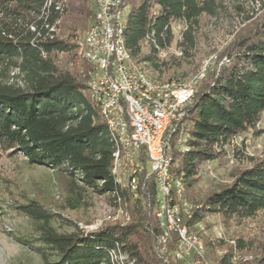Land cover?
I'll return each mask as SVG.
<instances>
[{"label": "trees", "instance_id": "16d2710c", "mask_svg": "<svg viewBox=\"0 0 264 264\" xmlns=\"http://www.w3.org/2000/svg\"><path fill=\"white\" fill-rule=\"evenodd\" d=\"M222 1L123 0L124 47L133 63L163 73L160 55L172 46L173 27L184 28L182 47L193 45L194 27L202 17L215 16ZM93 16L94 0H0V159L17 155L29 167L57 172L70 193L90 190L108 197L131 219L86 233L31 200L18 210L32 221L38 238L20 243L45 264H112L109 253L117 246L134 264H233L234 253L247 245L239 238L227 250L222 238L213 236L214 227L230 230L264 218V154L255 159L246 153L249 140L264 137V15L221 52L184 118L165 136L171 174L182 186L180 194L173 189L168 205L178 207L180 223L205 245L203 257L193 254L184 261L173 257L177 230L167 250L160 243L157 187L145 156H140L145 170L125 177L133 192L123 185L129 165L120 178L113 174L115 142L90 98L89 66L78 52ZM230 157L249 167L202 195L203 169ZM55 223L70 226L72 233H58ZM254 264H264V255Z\"/></svg>", "mask_w": 264, "mask_h": 264}, {"label": "rangeland", "instance_id": "374dc122", "mask_svg": "<svg viewBox=\"0 0 264 264\" xmlns=\"http://www.w3.org/2000/svg\"><path fill=\"white\" fill-rule=\"evenodd\" d=\"M263 15L264 0H223L215 16L202 17L199 25L194 27L193 45L187 43L181 46L184 41V28L175 25L172 46L160 55V62L166 64V66L162 65L163 73L154 72L147 67H144L145 72L152 80L160 81L172 78L171 80L179 79L189 83L199 77L194 87L197 89L206 77L207 71L216 66L217 57L233 42L236 35L249 24L261 19ZM60 59L62 62L65 61L64 57ZM247 146V156L261 158L264 154V137L249 140ZM228 159L221 164L212 163L203 169V181L198 188L202 195L215 190L217 186L230 184L233 174L249 167L246 161L239 162L231 157ZM133 170L134 167L129 165L123 177V185L128 186L131 191L132 187L126 182L125 177ZM78 188H82L81 183H78ZM134 197L136 198V195ZM31 200L43 204L52 213L60 214L65 221L77 224L83 230L100 228L110 220L113 222L119 209L123 210L125 216L118 221L125 225L131 219L122 207L115 208L108 197L98 196L90 190L78 189L76 193H70L68 181L57 172L43 167H29L21 156L3 157L0 159V264H45L40 255L20 243L38 238L32 221L18 210V206L27 204ZM157 200L165 203L160 194L157 195ZM188 207L192 208L190 205ZM157 209L155 214L159 212V206ZM182 209L184 213H188L185 211L186 205ZM179 217L178 214L176 218ZM158 220L161 228L169 231L170 239L174 234L173 230L178 232L180 220L172 215L166 214L161 219L158 217ZM181 221H183L182 216ZM54 227L60 234H69L73 231L65 224L55 223ZM213 236L216 239L222 238L227 250L237 239L244 240L247 249L241 253H234L236 257L233 264L235 262L254 264L264 255L263 216L247 220L243 225L233 226L230 230L219 225L215 226ZM201 243L204 245L202 239ZM225 251L218 252V255H223ZM191 255L192 253H188L187 258ZM54 259L52 257V260Z\"/></svg>", "mask_w": 264, "mask_h": 264}, {"label": "bare ground", "instance_id": "6f19581e", "mask_svg": "<svg viewBox=\"0 0 264 264\" xmlns=\"http://www.w3.org/2000/svg\"><path fill=\"white\" fill-rule=\"evenodd\" d=\"M94 0V16L95 17V3ZM123 0H117L116 3V15H117V27L114 32V45L116 50V68L120 71H114L115 82L120 84L122 87V98L125 102L133 101V92L134 85H137L138 88H135V95L139 96L141 100L146 101V104L151 107H160V98L171 99L172 97L181 96L182 101L194 100L195 92L194 87L199 81V77L192 82L186 83L179 79L160 81L152 80L140 67L135 65L132 61V58L127 52L128 50L124 47V17L127 9L123 7ZM127 17V16H126ZM92 24L89 26L83 37L78 42V52L80 57L87 63L89 66L87 85L90 92L91 100L99 107L100 112L103 118L106 121L108 126L109 133L113 141L115 142V153H114V164H113V174L114 176L120 178L122 176V171L124 167L132 165V157L129 153V144L126 141L125 134L123 132H118V126L113 121V114L111 111L107 110V101H102V97L99 96V87H95V73L94 66H92V54L89 52L90 39H93ZM125 27V26H124ZM206 70V69H205ZM203 73V72H202ZM204 76V75H203ZM202 77V75L200 76ZM202 79V78H201ZM160 96V97H159ZM174 115H183V107L174 108ZM185 116V115H184ZM182 116L181 120L184 118ZM180 121V120H179ZM178 121V122H179ZM177 123V122H176ZM170 128H164L160 130L156 140L154 137H146V158L147 159H156V156H161L165 151V136L168 133ZM150 174H152L151 167L146 169ZM158 173H164V178H158V189L163 190V200L165 203L159 206L158 217L161 219L166 214L168 216H173L176 218L178 216V207H170L168 204L173 198V189H177L179 194L182 191V186L178 180H176L171 174V164L170 160L165 155V163L158 164ZM135 180V179H134ZM121 182V179H119ZM135 182V181H134ZM134 184V183H133ZM132 184V185H133ZM136 185V184H135ZM135 190L136 187L133 186ZM175 192V191H174ZM178 195V194H177ZM158 210V209H157ZM116 214V213H115ZM176 215V216H175ZM111 216V215H110ZM125 216L123 210L119 209L116 216L113 218V221H117ZM109 217V216H108ZM110 218V217H109ZM112 218V217H111ZM109 220V219H108ZM107 220V221H108ZM179 220V219H178ZM111 221V220H110ZM99 228V227H98ZM97 227L93 229H98ZM164 240L170 239V233L165 228ZM179 238H186L188 240V247H193V251L186 249H177V256L179 259H187L188 253H196V256L203 257L204 255V245L201 243L200 238L196 235H191L188 233L186 227L183 229H178ZM160 243L164 246L161 238ZM196 245V246H195ZM165 247V246H164ZM109 257L112 264H134L133 261L124 254L120 247L117 246L115 249L111 250ZM195 264H199L195 262Z\"/></svg>", "mask_w": 264, "mask_h": 264}, {"label": "built area", "instance_id": "2783aa9c", "mask_svg": "<svg viewBox=\"0 0 264 264\" xmlns=\"http://www.w3.org/2000/svg\"><path fill=\"white\" fill-rule=\"evenodd\" d=\"M116 3L117 0L96 1L92 24L93 39H90L88 48L92 54L91 63L94 66L95 87H99V96L102 97V101H107V110L113 114V121L118 126V132L125 134L134 167L133 176H135L145 170L140 162V156L143 154L146 158V137H154L156 140L160 130L171 128L181 120L193 100L182 101L181 96L175 95L171 99L160 98V107H151L135 95V88L138 86L134 85L133 101H123L122 87L115 82L114 78V71H120L116 68L114 45V32L117 27ZM193 91L197 93L198 88ZM176 107H183V115H174ZM165 155L166 146L161 156H156V159L146 158L147 164L153 170L151 175H153L157 193L160 196H163V190L158 189V178H164V173H158V164L165 163ZM158 205H162V201H158ZM155 215L158 218L157 212ZM179 229H183L182 223H179ZM164 232L166 231L161 232L160 237L167 250L169 240H164ZM188 240L190 239H177L173 253L176 260H187L178 258L177 249L193 251V247H188ZM193 254L196 255V253Z\"/></svg>", "mask_w": 264, "mask_h": 264}, {"label": "water", "instance_id": "95a60500", "mask_svg": "<svg viewBox=\"0 0 264 264\" xmlns=\"http://www.w3.org/2000/svg\"><path fill=\"white\" fill-rule=\"evenodd\" d=\"M97 229H86L84 230L86 233H90V232H93V231H96Z\"/></svg>", "mask_w": 264, "mask_h": 264}]
</instances>
